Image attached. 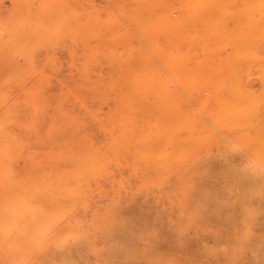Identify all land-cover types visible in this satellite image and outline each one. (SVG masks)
I'll return each mask as SVG.
<instances>
[{
  "label": "rangeland",
  "instance_id": "rangeland-1",
  "mask_svg": "<svg viewBox=\"0 0 264 264\" xmlns=\"http://www.w3.org/2000/svg\"><path fill=\"white\" fill-rule=\"evenodd\" d=\"M0 264H264V0H0Z\"/></svg>",
  "mask_w": 264,
  "mask_h": 264
},
{
  "label": "clouds",
  "instance_id": "clouds-1",
  "mask_svg": "<svg viewBox=\"0 0 264 264\" xmlns=\"http://www.w3.org/2000/svg\"><path fill=\"white\" fill-rule=\"evenodd\" d=\"M31 224L33 228V233L35 235H39L42 232V229L44 227L43 222L40 220L39 217H33Z\"/></svg>",
  "mask_w": 264,
  "mask_h": 264
},
{
  "label": "bare ground",
  "instance_id": "bare-ground-1",
  "mask_svg": "<svg viewBox=\"0 0 264 264\" xmlns=\"http://www.w3.org/2000/svg\"><path fill=\"white\" fill-rule=\"evenodd\" d=\"M77 161V160H76ZM78 162H79V160H78ZM77 166H78V164H77ZM56 179V178H55ZM37 184V183H36ZM58 184H61V182L60 183H58ZM58 184H56V185H58ZM38 186V185H37ZM54 187H55V185H54ZM54 190H55V188H54ZM62 192V191H61ZM54 193H55V191H54ZM58 193V192H57Z\"/></svg>",
  "mask_w": 264,
  "mask_h": 264
}]
</instances>
